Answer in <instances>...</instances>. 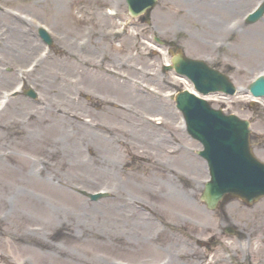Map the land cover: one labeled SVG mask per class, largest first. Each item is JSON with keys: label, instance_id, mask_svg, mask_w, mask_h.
<instances>
[{"label": "rangeland", "instance_id": "374dc122", "mask_svg": "<svg viewBox=\"0 0 264 264\" xmlns=\"http://www.w3.org/2000/svg\"><path fill=\"white\" fill-rule=\"evenodd\" d=\"M213 1L216 3L157 0L149 21H145V13L129 14L125 0H72L66 7L70 23L57 19L51 23L38 17L32 6H24L31 0H0V30L10 22L6 10L19 13L26 36L37 44L32 53L35 59L43 61L48 56L43 64L54 65L62 47H69L90 62L81 64L82 73L80 69H75L76 73L72 68H59L67 74L57 81L52 76L41 77L46 70L43 65L31 71L34 62L13 57L9 46L3 45L0 51V96L18 84L36 94L31 98L18 92L0 110V264H173V260L179 264L209 260L213 264H264V197L251 205L230 199L222 208H206L200 193L208 173L205 161L196 154L200 144L185 132L173 101V93L185 87L183 79L173 71L163 72L164 55L151 44L155 33L187 55L203 58L230 75L237 93L205 97L213 106L250 121L253 151L264 161V98L247 92L249 82L264 74V14L253 23L243 21L260 0H227L226 5L219 3L225 0H218L219 6ZM39 26L51 35V46L39 38ZM120 61L131 66L120 70L125 78L144 82L147 93L142 89L133 92L122 83V77L113 78V83L106 79L104 66L115 67L109 64ZM94 77L107 87L124 84L127 98L120 91L104 98L90 87ZM129 93L142 96V101L134 98L128 104L133 97ZM97 94L102 95L100 101ZM162 96L171 111L160 110ZM50 100L83 119L98 118L107 123L121 122L122 118L101 111L105 101L132 105L131 126L124 138L134 141L132 131L148 130L147 145L136 144L129 151L103 134L99 144L89 148L85 144L81 149L76 144L78 136H83L81 131L77 136L69 126L67 131H55L56 118L49 124L45 110ZM28 111L42 114L43 120L27 118ZM172 111L182 129V134L172 133L175 142L183 143L184 138L191 141L190 148L185 147L199 160L195 168L187 165L191 153L173 149L177 143L165 132L177 124L176 117L173 121L169 118ZM68 144L79 152L65 155ZM96 149L101 162L87 157L86 152L93 155ZM146 159L164 163V174L150 168ZM168 185L179 188L184 201H175L163 188ZM76 189L105 190L108 194L92 201ZM159 217H165L168 229L158 230ZM228 223L239 229L238 235L224 230Z\"/></svg>", "mask_w": 264, "mask_h": 264}, {"label": "bare ground", "instance_id": "6f19581e", "mask_svg": "<svg viewBox=\"0 0 264 264\" xmlns=\"http://www.w3.org/2000/svg\"><path fill=\"white\" fill-rule=\"evenodd\" d=\"M13 1L17 2L19 0H13ZM71 1L72 0H31V2L26 3V5H24V6L25 7L32 6L34 9V12L37 14V16L44 18L48 22L53 23V22H55L53 20L57 19V20H65L68 23H70L69 11H68V9H66V7L68 6V4ZM218 2L219 1L216 0L217 6H219V3H221L223 5H226L228 3L226 1L219 2V3ZM5 12L7 14L5 16L6 20H9L10 22H9V25H6V26L2 25V29L0 30V51L4 50L3 45L9 46L10 47L9 50L10 51L12 50L13 57H15V56H17L19 58H25L26 57V58L30 59L31 61L33 60L34 63L32 64V67L30 68L31 71H33L34 69H37L39 66H42V65L45 66L44 68L46 70H44L45 72H43L41 74L42 78H45L46 76L47 77L52 76V77H55L57 79V81L63 80L67 73L63 74L64 72H62L59 68H64L67 71L69 68H72V70L80 69L81 73L85 72L84 68L81 66V64L86 66L87 65L86 63L89 61H87L86 59H83L78 53L71 51L69 49V47H67V48L62 47V49H61L62 51L57 55L58 57H55V60L53 61L54 65H51L49 63L48 65H50V66H46L47 64L46 65L43 64L47 61L46 58L48 56H46L43 59V61H39L38 59H35L34 56H36V55H33L32 53H33V50L37 44L35 43V40L33 38H31L30 36H26L28 34L25 31V29H23V28H26V25L24 26L22 24V23H24V20L22 19L21 15L17 12H12V11H8V10H6ZM63 38H64V36H60L59 40H63ZM65 46H68L67 42H66ZM103 57H104V55H103ZM165 61H166V58H165ZM109 65H114L115 67H108V65H105L104 68L102 69L105 76H107V74H108L106 79L109 82L113 83L115 77L117 79H120V77H122L120 80L122 81V83L127 84V87L129 89H131L132 85H139L138 80H133L129 76H127L126 77L127 79H126L125 75L122 72H120L121 68H131V66L129 64L125 63L124 61H120L117 65L111 64V63ZM43 66L40 68H43ZM74 72L77 73L76 70ZM146 74L148 75V73H146ZM49 82H50L49 79L46 80L44 85L45 86L48 85ZM119 83H120V81H119ZM113 85L114 84H112L111 86L108 85V87H107V86L103 85L102 81H100V78L94 77V79L92 80V84H90V87L95 92H99V93L103 94L104 98L107 97V96L105 97L104 95H108V96L110 95V97H112L111 95L113 94V96H115L116 94H118L119 91H120L119 92L120 94L124 95L123 97L127 98V94L124 90L125 89L124 84H122L120 87H117V85H114V86ZM185 85H188V83L186 82ZM74 87H76V86L72 84V88H74ZM122 87H124V88H122ZM106 88L110 89L109 92L111 91V93H109ZM129 95H131L133 97H132V99L128 100V102H127L128 104L129 103L132 104L133 101H135L134 98L139 100V101H142V96L134 95L133 93H129ZM134 96H136V97H134ZM96 97H97L98 101H100L102 99V95L97 94ZM50 101L51 102L46 104L47 109L45 110L46 111V118H47V120H49L48 121L49 124L53 119L56 118L57 122L56 121L55 122L57 123L58 127L54 129L55 131H60V132L67 131L68 126L71 128V132L73 135L77 136V133H79L81 131L83 136H78V138H80V140L76 139V144L81 149L84 148L85 144H86V148H89V146H91L90 144H94V143L99 144L105 136L106 137L111 136V138H113L114 141H116V142L119 141V142L123 143L122 145L125 147V149H127L129 151L134 150V147L136 146V144H140V145H144V146L147 145L146 141L149 140V134L151 133V132H148V130L142 131L141 133L139 131H132L134 137L137 140L129 141V140H127V138H124V135L128 134L129 128L131 126V118L133 117L132 105H124L122 103H118L115 101H112V102L105 101L106 106H104V108L101 111L107 112V113H109V115L115 114V115H117V117L122 118L121 122L114 121L112 123H107V122H104L102 120H99L98 118H96V119L95 118L94 119H91V118L83 119L78 114H76L75 111L68 110V107L63 106L62 104L60 105V103H58V102H53L52 100H50ZM7 102L8 101H5L4 107H6ZM161 105H162V106H160L161 111H166V112L170 111L165 104H161ZM17 108H19V106H17ZM33 113L34 112H30V111L26 112V114L28 116L27 118L34 119V121L43 120L42 114H40L38 112H35L34 114ZM106 118H107V116H106ZM148 123H150L154 128H156V126L153 125V122L151 121V119L148 120ZM8 125L9 124H7V127H8ZM0 126H1V124H0ZM172 131L173 132L176 131L173 124L170 127L169 134ZM103 134H106V135L103 136ZM120 134L123 135L122 138L120 137ZM41 139H42V141H45L44 137H42ZM60 139H61L60 141L63 140L62 138H60ZM60 141L58 142L59 144H61ZM158 142H160V141L158 140ZM158 142H152V144L158 145ZM183 142L184 143H182L179 140L178 144L180 146L175 147L174 149H176V150L177 149H184V148H186L185 146H187V145L190 146V144H191V141H186L185 138H184ZM121 143H119V144H121ZM161 144H163V142ZM138 147H140V146H138ZM78 152L79 151L73 145L68 144V152H66L65 155L77 154ZM61 153H62V151H61ZM182 153L184 154L185 152L182 151ZM86 154H87V157H90V160H92L94 162H101L102 157L100 155H98L97 149L93 155H91L90 152H88V153L86 152ZM179 156L181 157L183 155H179ZM147 161L149 162L150 168H152V167L156 168L157 171L160 170L164 174V171L166 168L164 163H159L160 161L159 162L158 161H150V160H147ZM192 161H193V164H192ZM187 165L190 166L191 168L193 166H194V168L199 166L197 159H192V157L188 158ZM190 170H192V169H190ZM25 172H26V170L24 169L23 173H25ZM41 177L45 178L46 176H41ZM53 184L56 186L55 181H53ZM163 188H167L168 192L173 194V195H171V197L174 198L175 201H177V200L179 201V199L184 201V199H182L183 198L182 192H180L179 188L174 187L173 185H168V187L164 186ZM57 189H58V187H57ZM128 209H131V208H128ZM144 216H145V217H143L144 219L145 218L147 220L149 219L146 215H144ZM164 220H165V217L157 220L158 224H159V226H158L159 231H160V229H163V228H164L163 230L168 229V226L164 223L165 222ZM181 220H185V218H181ZM147 223H149V221H147ZM175 248H177V247H175ZM176 253L179 254L178 256H180L179 252H176ZM173 261H174L173 264H179V262H177L175 260H173ZM187 264H191V262L187 261ZM192 264H193V261H192ZM204 264H213V261L209 260V262L204 263Z\"/></svg>", "mask_w": 264, "mask_h": 264}, {"label": "water", "instance_id": "95a60500", "mask_svg": "<svg viewBox=\"0 0 264 264\" xmlns=\"http://www.w3.org/2000/svg\"><path fill=\"white\" fill-rule=\"evenodd\" d=\"M130 2L137 3L136 6L139 7L148 3L147 0H130ZM132 11L135 12L134 9ZM258 13L259 11L250 19ZM180 60L182 57L177 58L176 62ZM212 72L217 74L216 71ZM222 80L224 83L228 82L226 77H222ZM211 82L212 80L206 83ZM218 85L221 86L220 83ZM252 87L254 93L264 94V78L256 81ZM178 103L184 111V106L188 109L183 97ZM193 105L199 107L200 104ZM196 107L187 110L190 119L188 130L203 142L205 147L201 153L210 165L211 180L206 183L203 191L207 205L213 207L223 196L227 198L232 195L242 196L247 202L255 200L264 193V167L249 155L246 123L234 116H223L217 111ZM243 167L249 169L250 173Z\"/></svg>", "mask_w": 264, "mask_h": 264}]
</instances>
